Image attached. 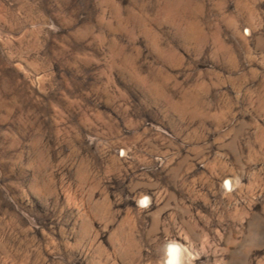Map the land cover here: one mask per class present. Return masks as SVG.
I'll return each instance as SVG.
<instances>
[{"label":"rangeland","instance_id":"rangeland-1","mask_svg":"<svg viewBox=\"0 0 264 264\" xmlns=\"http://www.w3.org/2000/svg\"><path fill=\"white\" fill-rule=\"evenodd\" d=\"M173 243L264 264V0H0V264Z\"/></svg>","mask_w":264,"mask_h":264},{"label":"bare ground","instance_id":"bare-ground-1","mask_svg":"<svg viewBox=\"0 0 264 264\" xmlns=\"http://www.w3.org/2000/svg\"><path fill=\"white\" fill-rule=\"evenodd\" d=\"M179 251H180V248H179L178 244L173 243L170 245V247L168 248V251H167L168 259L170 262L176 261V262H178V264L181 263L180 255H179L181 252L179 253Z\"/></svg>","mask_w":264,"mask_h":264}]
</instances>
